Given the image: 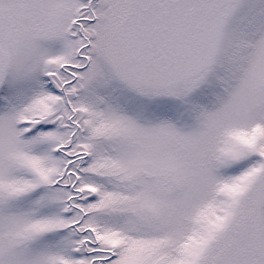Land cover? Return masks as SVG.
I'll list each match as a JSON object with an SVG mask.
<instances>
[{"label": "snow or ice", "instance_id": "6c2138e0", "mask_svg": "<svg viewBox=\"0 0 264 264\" xmlns=\"http://www.w3.org/2000/svg\"><path fill=\"white\" fill-rule=\"evenodd\" d=\"M0 264H264V0H0Z\"/></svg>", "mask_w": 264, "mask_h": 264}]
</instances>
